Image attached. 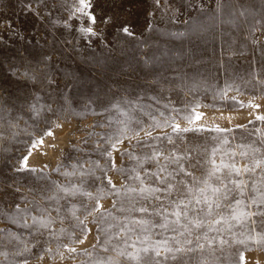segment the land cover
<instances>
[{"label":"rangeland","instance_id":"rangeland-1","mask_svg":"<svg viewBox=\"0 0 264 264\" xmlns=\"http://www.w3.org/2000/svg\"><path fill=\"white\" fill-rule=\"evenodd\" d=\"M89 2L95 24L79 0H0V264H180L153 251L165 238L177 246L154 215L167 208L174 219L172 206L139 193L153 145L190 153L189 185L213 160L253 169L222 168L209 181L232 190L213 197L221 207L210 219L224 221L189 226L203 247L182 264H264V217L247 215L254 185L264 192V0ZM173 118L203 130L156 127ZM147 131L161 139L146 144ZM229 180L244 182L243 195ZM142 218L151 223H134Z\"/></svg>","mask_w":264,"mask_h":264},{"label":"snow or ice","instance_id":"snow-or-ice-1","mask_svg":"<svg viewBox=\"0 0 264 264\" xmlns=\"http://www.w3.org/2000/svg\"><path fill=\"white\" fill-rule=\"evenodd\" d=\"M79 3L81 7H79L77 10L83 13L92 24H95V15H89V13L87 12V10L92 7L89 0H79ZM82 31L93 33V29L91 27L82 29ZM124 31H127V29L125 28ZM256 107H259V105H256ZM193 113L195 114V110H193ZM201 118L202 114H195V121H199L201 120ZM258 119L264 120V117H258ZM189 122L194 123V121L192 120H190ZM156 127H170L172 129V133H175L178 137L182 132L186 133L189 131L203 130L202 127L182 128L179 123L175 122L174 118L171 120V122H166L165 125H156ZM215 130L218 132L224 131V129H220L219 127H217ZM140 131H143V129L141 128ZM46 134L49 136L53 135L51 131L47 132ZM135 135L139 136V133L137 132L135 133ZM145 135L147 137V140L144 141L146 144L148 143V140L155 141L157 139H161V137H153L151 131H147ZM162 139L169 144L173 143V138L170 133H165ZM139 142L140 141L138 140V143ZM43 143L44 141L42 139L38 140L35 144L32 145V148H35L37 145H42ZM113 147H115V145H113ZM30 154L31 151L29 152V155ZM146 162L153 164L155 166V170H145V176L143 178L139 174H137L136 179L139 180L141 184L139 193L143 200H155L159 203V206L161 208H163L165 202L172 206L173 210L170 215L171 217H174V219H169L167 208H163V212L155 210L154 215L162 216V220L159 223V227L166 230H170L172 233H174L171 239L174 244L177 245L175 248L168 246L169 241L167 238H165L163 241H161V245L159 247H156L153 251L155 253V256L157 257L162 255L161 249L164 253H171V259L178 260L180 261V264H182L183 259L186 256H189V254L194 253L198 249H201L203 247V245L199 243V235L196 236L197 243L195 244H193V241L191 239H188L187 236H185V233H187L188 236L193 235V232L189 230V226H191V228L195 230L206 228L207 231H214L216 230L214 225H218L222 221H224L223 216H218V218H216L215 220L210 219V217L213 216V206H215V208L221 207V204L214 200L213 197L217 196L220 193H223V199L227 200L228 194L232 190L227 189V186L223 184H221L220 187H214L211 183H209V181L212 179V177H216V179L219 180L220 177L216 174L220 172L222 168L230 169V172H234L237 176L241 175L242 171L249 172L253 169H250L247 166L241 169L235 164L215 165V160H213L212 163L214 167L208 173L207 178L203 181H198L195 185H189L185 182V178H190L192 180H195L196 178L193 176L192 172L185 167V164L188 163L189 168H193L196 167V162H190V153H188L187 151L183 155H178L174 151L165 155L164 150L162 148H158L153 145L151 154L145 156V158L140 161V165L143 166V164ZM260 163V161H257L256 166L259 167ZM21 164L23 168L28 167L27 156L22 158ZM178 176L181 177L179 180H177ZM106 179L111 188H115V185L112 184L111 179L107 177ZM145 180L150 181L151 183L146 184ZM229 183L234 184L237 189H240V195H243V181L237 182L235 180H229ZM177 185H181L182 189L177 188ZM174 190L179 191L181 193V198H178L176 200L171 199ZM129 191L135 190L129 189ZM253 191L256 192L257 195L251 199V204L256 206L257 211L254 213L249 212L247 213V215H256L264 217V207H262L264 206V192L256 188L255 185L253 187ZM209 193H211V195H209ZM235 204L239 206L241 204V201L236 200ZM200 205H203V207H200ZM113 206L115 207V205ZM101 207L102 205H99L97 202V208L94 210H99V208ZM228 207L232 206L228 205ZM135 211L148 214L149 208L142 206L135 209ZM233 212H235V208H233ZM73 215H75V213H73ZM80 223L83 224L84 222L80 221ZM134 223H138L140 225H149L151 221L150 219L142 218L140 220L134 221ZM261 223H264V220H262ZM178 236L183 238V245H189L190 247L182 246L181 239H177ZM205 239H207L206 235ZM49 251H51V249H49ZM70 251L74 252L75 249H70ZM144 251L147 252L148 249H144ZM132 258L139 260L138 256ZM164 258L168 259L169 257L165 255ZM239 260L243 262L244 257L240 256ZM99 264H105V262L101 261L99 262ZM107 264H111L110 258L107 261Z\"/></svg>","mask_w":264,"mask_h":264},{"label":"bare ground","instance_id":"bare-ground-1","mask_svg":"<svg viewBox=\"0 0 264 264\" xmlns=\"http://www.w3.org/2000/svg\"><path fill=\"white\" fill-rule=\"evenodd\" d=\"M230 15V14H229Z\"/></svg>","mask_w":264,"mask_h":264}]
</instances>
